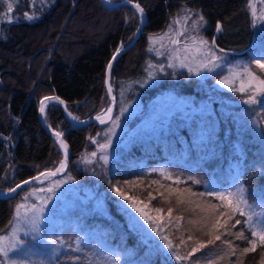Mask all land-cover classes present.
Returning a JSON list of instances; mask_svg holds the SVG:
<instances>
[{"label":"trees","instance_id":"1","mask_svg":"<svg viewBox=\"0 0 264 264\" xmlns=\"http://www.w3.org/2000/svg\"><path fill=\"white\" fill-rule=\"evenodd\" d=\"M105 1L113 5L123 0ZM131 2L143 9L145 23L136 43L118 56L109 70L114 97L127 93L128 98L143 104L161 90H171L192 100L194 115L177 133L133 144L108 163H102L98 156L94 163L83 162L92 150L90 138L105 126L88 123L69 129L63 137L68 164L62 176L76 185L90 186L111 217L107 220L72 211L68 216L78 225L61 229L59 253L25 264H109L95 250L97 239L126 254L124 257L133 255L131 261L140 264H264V245L257 242L254 251L243 252L250 244L238 236L243 232L253 239L249 228L245 224L232 227L236 219L244 221L245 217L233 214L229 205L204 189L213 169L226 173L231 157L239 153L243 161L235 178L246 190V198L250 201L252 193L264 189V150L251 130L264 138V103H245L253 94L249 91L211 87L228 67L248 66L253 76L264 79V70L254 63L264 54V45H252L255 37L247 0ZM188 15L197 16L199 21L203 16V34L212 52L224 59V66L200 81L184 72L173 76L164 72L157 85L143 86L150 58L147 39L161 34L168 24L181 26ZM139 23L140 16L132 6L109 10L100 0H0V192L57 166L61 155L56 138L41 125L60 133L70 126L66 111L77 120L97 117L107 100V62L117 48L132 40ZM190 23L192 20L188 26ZM217 23L221 31L215 33ZM212 38L215 47L211 46ZM48 97L52 102L39 120L40 102ZM257 98L264 100V96ZM201 103L206 107L201 108ZM247 118L250 124L244 125ZM212 153L217 157L205 158ZM161 164L172 179L152 170ZM43 181L49 180L42 179L6 199L0 198V234L9 227L21 194ZM117 200L141 208L158 224L162 242L145 240L129 231L114 208ZM217 235L220 240L215 239ZM83 236L86 240L80 241ZM168 242L173 245L171 250ZM200 244L205 247L188 259H176V255L187 256ZM75 257L79 260L74 261Z\"/></svg>","mask_w":264,"mask_h":264},{"label":"rangeland","instance_id":"2","mask_svg":"<svg viewBox=\"0 0 264 264\" xmlns=\"http://www.w3.org/2000/svg\"><path fill=\"white\" fill-rule=\"evenodd\" d=\"M246 4L255 37L252 45L260 46L262 43L264 45V21L259 18L264 15V0H252L255 14L253 13V8L249 7V0H247ZM180 16L183 22L185 16L183 13ZM188 17V21L183 23L182 27L174 28L171 24H168L161 34L147 39L146 52L150 58L145 68V82H141L143 86L145 84L157 85L164 72H167L170 76L175 75L177 72H184L200 81L206 75H210L224 66L225 62L221 56H218L220 59H215L212 55L210 41L203 34L205 25L198 20L197 16L188 15ZM190 20H192V23L188 26ZM254 21L255 27L253 26ZM202 40L208 43L206 45L201 44ZM215 57L217 56L215 55ZM153 58L156 59L152 60ZM169 62L173 64L170 65ZM221 81L226 83H221ZM211 87L218 90L235 89L237 91H240L241 87H243L245 89L243 92L254 93L257 88L264 87V85H260L258 80L249 76L243 68L228 67L227 73L213 82ZM112 94L114 98L112 118L104 125L105 127L102 130L90 138L92 150L85 154L84 163H94L95 156H98L102 163H108L123 154L133 144L149 138H163L175 134L181 127L189 125L195 112L190 98L177 96L171 90H161L155 97L143 104L137 98H128L127 93L114 97L115 92L112 89ZM51 102L52 100L50 99L45 100L43 107L45 108ZM202 106L204 108L206 104L201 103L200 107L202 108ZM108 110L109 101L107 97L106 103L97 115L99 120L106 116ZM65 116L69 122L75 120L67 111ZM249 121L250 118H247L244 121V125L246 123L250 124ZM239 122L241 121L239 120ZM251 130L254 133L252 135L256 136V140L260 141L264 150V138L254 132V129ZM63 143L65 144V142ZM100 145H105V147L101 148ZM93 153L95 155H92ZM217 155V153H212V155H206L205 158L210 159L212 156L217 157ZM102 156H106L107 159H101ZM231 159L228 163L231 168L224 169L226 173H220L213 169L204 185L206 193H227L240 186L235 176L241 170L239 168L243 161L242 155L240 153L233 155ZM58 166H60V162L56 167ZM152 170L160 176L172 179L165 168V164L158 165ZM57 182H59V187H55ZM49 188H54V192H49ZM262 191L264 189H259L252 193L254 196L249 201L253 205V211L257 214L253 216V222L257 223L262 222L264 217V195H261ZM211 196L217 198L216 195ZM48 197H51V199L45 204L44 201ZM220 201L224 205H229L227 200ZM113 204L114 208L121 213L129 231L131 229L132 232H136L142 238L144 237L143 239L145 240L154 242L163 240L162 236H160L158 224L146 219L136 209L123 205L119 200ZM34 206L37 209L41 206L45 208L40 222V237L42 238L36 239L33 238L34 234L25 235L26 231L30 232V225L27 220L34 215ZM75 210L90 217L97 215L107 220L111 217L107 213L101 199L92 192L90 186L76 185L67 176L43 181L36 187L27 189L21 194L20 201L14 207L9 227L0 234V236L9 237L13 229H17L16 236L26 242L10 253V257L16 259L18 264H25L35 259L43 261L55 257L62 248L59 238L61 229L67 225H78L71 219L72 217L68 216ZM245 212L248 213L249 210L246 208ZM244 217L245 220L248 218L247 215ZM112 223L115 226V223ZM245 226L249 228L248 224H245ZM252 238L259 242L258 237ZM84 239L86 240L85 236L80 241ZM49 240H53L55 243L50 244L47 242ZM10 242L11 240L9 239L4 243ZM95 250L109 264H140L141 262L137 260L136 262L131 261L132 258H135L133 255L129 254V257H124L126 254H119L111 250L104 242L98 239L96 240Z\"/></svg>","mask_w":264,"mask_h":264},{"label":"snow or ice","instance_id":"3","mask_svg":"<svg viewBox=\"0 0 264 264\" xmlns=\"http://www.w3.org/2000/svg\"><path fill=\"white\" fill-rule=\"evenodd\" d=\"M127 2L131 3V0H127ZM11 7H12V5L9 4L8 5L9 10H11ZM135 7L141 14L143 13V9L140 7L139 4H136ZM249 7L253 8V13L255 14V8H254V5L252 4V0H249ZM29 18H31V17H29ZM259 18L262 21H264V15L260 16ZM203 19H204L203 16H201L200 20L203 21ZM253 26L255 27V21L253 22ZM216 28H217V32L221 31L220 23H217ZM207 43H208L207 41H203V40L201 41V44L206 45ZM214 43H215V39H213V44ZM120 51H121L120 48L116 49V53L117 54ZM209 51H211V50L209 49ZM212 55H213V57L215 59H220V57H215L214 53ZM115 58H116V56L114 55L113 59H115ZM254 63H255V65L258 68L264 70V54H262L259 59H255ZM111 66L112 65H111V62H110L109 65H108L109 69L111 68ZM244 71L247 72L249 76H252L253 79L258 80L260 85H264V79H259L258 77L253 76V74L249 70L248 66H245ZM221 83H226V82L221 81ZM233 90H235V89H233ZM244 90L245 89L243 87H241L240 91L243 92ZM258 95L259 96H264V87L257 88L255 90V92L248 97V99L245 101V103H248V104H256L258 102L264 103V100H259L258 101V98H257ZM46 99H52V98L48 97ZM56 99H58V98H56ZM41 103H42L41 112H43L44 111L43 102H41ZM61 103H62V101H61ZM108 111H111V109H109ZM97 118L99 119V117H97ZM117 119H119V118L117 117ZM103 122L104 121L101 120V123H103ZM56 136L59 138L61 136V133L57 132ZM61 146L63 148H65V149H67V145H65L63 143V141H61ZM100 147L103 148V147H105V145H100ZM92 155H95V153H93ZM101 159L106 160L107 157L106 156H102ZM64 167H65V162L61 161L60 166L56 169L55 172L41 173V175H46V176L55 175L56 172L61 171ZM33 179H36V178H33ZM194 182H196V181H194ZM23 183L27 184L28 181H24ZM19 187H20V185L16 186V188H19ZM55 187H59V182L56 183ZM16 188H11V189H9V191L10 192H15ZM48 191L49 192H54V188H49ZM245 191L246 190L241 185L239 187H236L233 191H229L227 193H213V192H209L208 194L209 195H216L217 198L220 199V200H227L229 206L233 210V214L238 212L241 216L247 215L248 218L246 220H244V221H241L240 219H236L235 223L232 225V227H235V225H239V224H248L249 225V231L251 232V236L252 237H258L259 244L260 245H264V222H260V223L253 222V216H255L257 214L253 211V205L246 198ZM201 195H203V194H201ZM229 198H231V199H229ZM50 199H51V197H48L44 201V203L47 204L48 200H50ZM125 199H130V198L125 197ZM132 206L134 208H136V211L139 212L142 216H145L146 219H150L141 210V208L136 207L135 203H133ZM246 208L249 210L248 213L245 212ZM157 211H159V209H157ZM44 212H45V208L43 206H41L38 209L35 208V206H34V215L29 220H27V223L30 225V232L26 231L25 235H29L31 233V234H34L33 235L34 239L42 238V237H40V222H41V217L44 214ZM169 212H171V209H169ZM17 231H18L17 229H13V232L10 234L9 237L0 236V257H3V259L0 260V264H18V261L16 259L11 258L10 255H9L14 250L18 249L19 246H21V245L26 243L24 240L19 239L16 236V232ZM238 238L247 239V242L249 244H251V248H244L243 252L247 253V252H250V251H254L256 249L257 240L248 238L243 232H241L239 234ZM9 239L11 240L10 243H7V244L4 243L6 240H9ZM164 239L167 240V237H164ZM215 239L216 240H220V236L217 235L215 237ZM47 242L50 243V244H54L55 243V241H53V240H49ZM209 243H211V241H209ZM229 246L231 247V243L230 242H229ZM167 247L170 250L173 248V245L171 244V242L167 243ZM203 247H205V245L204 244H200L199 247L193 248L192 251L190 253H188L187 256L181 257L179 255H176V259L177 260H181V259L186 260V259H188V257L192 256L194 253L199 252L200 248H203ZM173 254L175 255V253H173ZM73 259H74V261L75 260H79V257H75Z\"/></svg>","mask_w":264,"mask_h":264},{"label":"water","instance_id":"4","mask_svg":"<svg viewBox=\"0 0 264 264\" xmlns=\"http://www.w3.org/2000/svg\"><path fill=\"white\" fill-rule=\"evenodd\" d=\"M100 4L106 8V9H109V10H113V9H116L122 5H130L132 6L139 14L140 16V24L137 26L136 30H135V33L133 35V38L132 40L125 46H123L121 49V51L117 54L116 51L111 55V57L109 58L108 62H107V65H106V68H105V89H106V93H107V97H108V100H109V109H111V111H108L106 116H104V118H101L100 120L98 118H95V117H90V118H86V119H82V120H74L71 125L64 129L61 133V136L58 138L56 136V132H52V131H49L41 122L40 124H42L41 126L44 128V130L47 132V133H51L55 138H56V146L59 150V153L61 155V161H64L65 162V167L59 171V172H56L55 175H50V176H46V175H41V173H48V172H55L56 169L59 167H56L55 169H52V170H46V171H43L41 172L40 174L38 175H35L31 178H28L24 181H28L27 184L23 183L24 181L22 182H19L17 184H15L14 186H12L11 188H16L17 185H20L19 188H16V191L22 187H25V186H28V185H34L36 184L38 181L42 180V179H46V180H50V179H55V178H58V177H61L62 175L65 174L66 172V169H67V164H68V154H67V150L65 148H63L61 146V139L63 137V135L65 134V132L69 129V128H73V127H77V126H81V125H84L86 123H94L98 126H104L105 124L108 123V121L111 119L112 117V114H113V110H114V98H113V94H112V90L109 86V63L111 62V65L113 63V61L118 57L120 56L121 54L127 52L137 41L139 35L141 34V27L144 25L145 23V14L144 13H140L136 7H135V3H128L127 0H123L121 2H118L116 4H108L105 0H100ZM217 31V28L215 29V33ZM214 38V36H213ZM213 38L211 40V46L215 47V45L213 44ZM116 56L115 59H113V56ZM40 116H41V106H39V109H38V117H39V120H40ZM101 120H103L104 122L101 123ZM60 161V163H61ZM33 178H36V179H33ZM10 188V189H11ZM15 191V192H16ZM15 192H10L9 190L7 191H3V192H0V198H3V199H6L8 198L9 196L13 195Z\"/></svg>","mask_w":264,"mask_h":264},{"label":"bare ground","instance_id":"5","mask_svg":"<svg viewBox=\"0 0 264 264\" xmlns=\"http://www.w3.org/2000/svg\"><path fill=\"white\" fill-rule=\"evenodd\" d=\"M139 24H140V23H139ZM141 28H142V27H141ZM216 32H217V31H216ZM139 36H140V35H139ZM138 38H139V37H138ZM137 40H138V39H137ZM121 55H122V54H121ZM109 78H110V74H109ZM109 86H110V88H111V90H112L113 88H112L111 85H110V79H109ZM46 100H48V99H46ZM50 100H51V99H50ZM44 101H45V100H43L42 102H44ZM39 106H42V103H41V102H40V105H39ZM62 108L64 109V107H62ZM97 117H98V116H97ZM97 117H95V118H97ZM111 118H112V117H111ZM75 120H77V119H75ZM72 122H73V121H70V125H71ZM86 124H88V123H86ZM92 124H94V123H92ZM84 125H85V124H84ZM105 125H106V124H105ZM81 126H82V125H81ZM68 127H69V126H68ZM68 127H67V128H68ZM77 127H80V126H77ZM73 128H76V127H73ZM73 128H69V129H73ZM69 129H68V130H69ZM68 130H67V131H68ZM49 131H50V130H49ZM67 131H66V132H67ZM66 132H65V134H66ZM56 133H57V132H56ZM50 134H51V133H50ZM65 134H64V135H65ZM64 135H63V137H64ZM63 137H62L61 141L64 142Z\"/></svg>","mask_w":264,"mask_h":264}]
</instances>
